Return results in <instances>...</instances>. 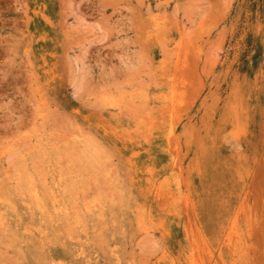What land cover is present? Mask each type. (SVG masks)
Listing matches in <instances>:
<instances>
[{
    "label": "rangeland",
    "instance_id": "obj_1",
    "mask_svg": "<svg viewBox=\"0 0 264 264\" xmlns=\"http://www.w3.org/2000/svg\"><path fill=\"white\" fill-rule=\"evenodd\" d=\"M0 264H264V0H0Z\"/></svg>",
    "mask_w": 264,
    "mask_h": 264
}]
</instances>
